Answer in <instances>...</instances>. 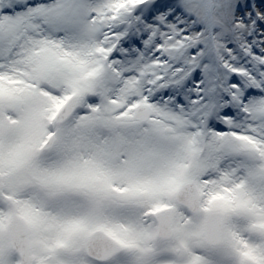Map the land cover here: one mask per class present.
<instances>
[{"label":"snow or ice","instance_id":"6c2138e0","mask_svg":"<svg viewBox=\"0 0 264 264\" xmlns=\"http://www.w3.org/2000/svg\"><path fill=\"white\" fill-rule=\"evenodd\" d=\"M0 264H264V0H0Z\"/></svg>","mask_w":264,"mask_h":264}]
</instances>
